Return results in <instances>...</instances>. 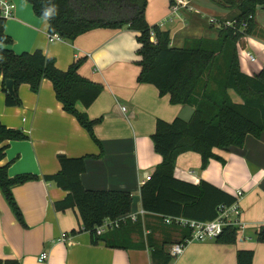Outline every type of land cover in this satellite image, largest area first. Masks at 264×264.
I'll return each mask as SVG.
<instances>
[{
  "label": "crops",
  "instance_id": "obj_1",
  "mask_svg": "<svg viewBox=\"0 0 264 264\" xmlns=\"http://www.w3.org/2000/svg\"><path fill=\"white\" fill-rule=\"evenodd\" d=\"M11 1L15 4L14 14L4 25L13 39L11 49L17 54L42 51L53 58L62 71L83 60L80 74L100 84L102 91L89 107L78 104L80 111L99 120L94 126L97 143L78 119L64 110L50 80H43L38 92H33L29 84H21L18 88L21 104L7 106L1 78L0 120L9 128L23 131L27 139L9 142L0 165L9 164L11 177L33 173L39 178L13 188L25 224L19 222L0 190V259L17 260L20 264H154L151 245L170 241L166 245L168 250L172 244L185 239L182 238L184 230L166 225L163 216L145 210L146 215H139L137 222L128 220L122 225L119 233L124 232V238L121 240L114 239L115 231H106L98 240L88 231L73 234L71 231L81 224L79 213L76 209H55V202L64 199L68 192L45 180V176L60 170L61 155L85 157L86 171L81 175L83 186L90 190L128 191L133 202L127 214L139 213L144 210L141 181L153 175L163 161L152 139L158 119L171 122L180 117L189 120L195 108L174 104L169 95H161L153 84L138 82L140 44L135 30L127 26L97 28L75 40L61 37L50 40L47 19L37 15L28 0ZM147 1L148 23L170 31L172 46L188 47L200 38L217 39L218 33L207 17L193 13L180 16L184 23L181 29L177 23L171 28L163 27L159 22L173 11L170 0ZM202 3L205 10L225 17L229 11L212 0ZM205 10L203 12L209 15ZM261 11L256 14L254 31L244 37L245 45L238 51L241 68L248 75L262 68L251 66L245 50L256 57L258 53L264 61ZM234 18L236 16L218 19ZM206 19L209 26L201 23ZM152 40L156 38L153 36ZM228 92L235 103L243 102L236 91L229 89ZM214 153L217 157L209 159L205 165L199 152L181 153L175 161V176L194 184L206 181L234 196L237 190H242L238 201L241 226L234 227L238 230L237 240L233 244L218 243L216 239L192 241L186 245L184 253L172 257L169 264H237V253L241 249L253 250L254 263L264 264V242L258 240V233L264 226V131L259 136L249 134L241 147L215 149ZM138 225L144 227V237L135 234L134 226ZM63 234H67L64 242L60 240ZM150 234L154 242L151 244L147 241ZM43 252L48 258L40 261Z\"/></svg>",
  "mask_w": 264,
  "mask_h": 264
},
{
  "label": "trees",
  "instance_id": "obj_2",
  "mask_svg": "<svg viewBox=\"0 0 264 264\" xmlns=\"http://www.w3.org/2000/svg\"><path fill=\"white\" fill-rule=\"evenodd\" d=\"M37 15L43 17L48 11L49 32L62 39L75 40L80 35L97 29H121L125 26L137 32L140 44L137 50L141 71L139 83L153 84L161 95H169L174 104L190 105L195 112L189 120L176 117L168 122L158 119L152 134L155 150L163 161L156 167L150 181L141 188L142 207L149 213L160 216H183L196 220H213L219 207L230 206L237 197L206 181L199 184L183 181L175 176V161L178 155L188 151L199 152L204 165L217 157L215 149L231 146L241 147L249 134L259 136L264 131V65L254 75L241 68L239 49L244 47V37L256 26L251 19L245 31L231 28L221 29L217 39L200 38L188 47L171 45V33L158 24L150 25L146 19L147 0H28ZM238 6L236 18L242 20L250 15L256 17L257 7L264 9V0H220ZM175 0H170L173 5ZM5 21L0 16V80L7 106H18L22 100L18 88L29 84L38 92L42 81L52 82L56 97L66 112L75 116L98 143L94 126L99 120L91 119L78 109V104L89 107L102 91L100 84L83 77L79 70L83 60L75 62L67 71L58 69L55 60L42 51L17 54L11 45L12 37L5 31ZM255 25V26H254ZM156 40L153 41L152 37ZM13 80V93L6 86ZM233 89L242 97L235 103L228 90ZM23 131L9 128L0 120V163L6 156L9 142L25 140ZM60 170L45 180L55 183L68 194L55 202L57 211L76 209L81 224L71 233L88 231L98 240L96 228L106 219L115 220L130 212L133 196L122 190H90L81 181L86 171L85 157H59ZM7 165H0V190L20 223L25 224L22 210L15 198L13 188L39 177L33 173L11 177ZM123 227L115 231L114 239L124 238ZM183 230V229H182ZM108 231V233H113ZM238 230L226 228L216 238L218 243L233 244ZM189 236L184 230L183 237ZM111 237V236H110ZM264 242V226L258 233ZM108 243V242H107ZM152 244L154 264H169L172 257L166 245ZM114 245V243H112ZM0 264H20L17 260L0 259ZM237 264H255L254 251L241 249L237 253Z\"/></svg>",
  "mask_w": 264,
  "mask_h": 264
},
{
  "label": "built area",
  "instance_id": "obj_3",
  "mask_svg": "<svg viewBox=\"0 0 264 264\" xmlns=\"http://www.w3.org/2000/svg\"><path fill=\"white\" fill-rule=\"evenodd\" d=\"M187 9L196 14H201L202 16H207L203 11H200L193 3L192 0H175V3L172 5V10L175 14L181 13L182 10ZM15 10V4L11 0H0V16L4 19L12 17ZM208 22L213 26L225 29L231 28L236 32L245 31L251 19H254V15H250L246 19H238L234 18L232 20H219L215 17H207ZM60 36L58 34L49 35L50 40L59 39ZM245 55L247 56L250 62H256L257 57L250 51L245 50ZM151 174L146 176L145 179H142L141 185L146 184L147 181H150ZM237 197V201L230 206H220L218 216L209 221H200L196 219H190L186 217L180 216H163V222L166 225L178 227L181 230H187L189 232V236L185 239L181 240L178 243L172 244L168 252L171 257L176 258L179 255L184 253L185 247L188 243L192 241L204 242L208 240H214L219 235L223 233V231L228 227H240L241 221L239 217V207L238 201L242 195V190H237L234 193ZM146 211L142 210L136 214H125L120 216L119 218L112 220L106 219L102 225L96 228V234L98 236L103 235L106 231H112L114 229H119L123 224H126L128 220L132 222H137L139 220V215L144 217L146 215ZM67 234H63L60 238L62 242L66 241ZM48 258V254L46 252L41 253L39 260L44 261Z\"/></svg>",
  "mask_w": 264,
  "mask_h": 264
},
{
  "label": "rangeland",
  "instance_id": "obj_4",
  "mask_svg": "<svg viewBox=\"0 0 264 264\" xmlns=\"http://www.w3.org/2000/svg\"><path fill=\"white\" fill-rule=\"evenodd\" d=\"M202 1L203 0H194V5L200 10V11H203V10H205L204 9V7H203V3H202ZM214 3H216V4H218V5H220V6H222V7H224V9L225 10H229L228 11V13L226 14V17L224 16V15H219V13H215V12H210V11H208L207 9L205 10L206 12H208V14L209 15H207L206 17H215L216 19H218V18H220V17H222L223 19L224 18H231V17H235V16H237L239 13H240V10H239V8H238V6H230V5H227V4H225V3H223V2H221L220 0H212ZM235 1H237V2H240V1H242V0H235ZM263 7H261V6H259V7H257V14L259 13V11H261V9H262ZM203 9V10H202ZM187 13H193V14H195V15H198L199 17H201L202 15L201 14H196V13H194V12H192V11H189V10H187V9H184V10H182L181 11V14H180V12L178 13V14H175L173 11H169V14L166 16V17H164L163 19H162V21H160L159 23L161 24L162 23V26L163 27H167V28H171L174 24L173 23H177V24H179V29H181L182 28V25L184 24L183 23V21L180 19V16L182 15V17L183 16H185ZM260 14H262V15H260V23H261V25H262V27L264 28V11H261L260 12ZM211 15V16H210ZM254 18H256L255 16H254ZM200 19V18H199ZM202 21V20H201ZM201 23H205V24H207L208 26H209V23L207 22V19L206 20H204V21H202ZM204 24V25H205ZM255 26V25H254ZM256 27V26H255ZM212 28H214V30L216 31V33H218V35H219V33H220V31H221V29L220 28H217V27H215V26H212ZM199 35H201V33H199ZM198 35V36H199ZM251 35V34H250ZM250 35H248V36H250ZM255 51V50H254ZM255 53H257L256 51H255ZM263 59H262V57L261 56H259V54L257 53V61L256 62H253V63H251V66L252 67H254L255 69L256 68H259L260 66V69L263 67ZM259 69V70H260ZM235 97H236V99L238 98L239 99V97L240 98H242L241 96H237L236 94H235ZM160 223H161V221H160ZM163 225V224H162ZM139 226V225H138ZM134 226L135 228H136V231H135V234L136 235H141L142 237H144V235H145V229H144V227H142V226ZM169 228V227H168ZM166 230V229H165ZM166 231H168V230H166ZM148 237H147V241H148V243H154L153 242V238H152V234H150V235H147ZM166 238H168V236H166ZM167 242H170V241H167Z\"/></svg>",
  "mask_w": 264,
  "mask_h": 264
},
{
  "label": "water",
  "instance_id": "obj_5",
  "mask_svg": "<svg viewBox=\"0 0 264 264\" xmlns=\"http://www.w3.org/2000/svg\"><path fill=\"white\" fill-rule=\"evenodd\" d=\"M13 84H14L13 80L6 81V86L10 93H13Z\"/></svg>",
  "mask_w": 264,
  "mask_h": 264
},
{
  "label": "clouds",
  "instance_id": "obj_6",
  "mask_svg": "<svg viewBox=\"0 0 264 264\" xmlns=\"http://www.w3.org/2000/svg\"><path fill=\"white\" fill-rule=\"evenodd\" d=\"M52 16V12L51 11H48L44 14L43 16V19L46 20L48 17H51ZM0 59H2V57H0Z\"/></svg>",
  "mask_w": 264,
  "mask_h": 264
}]
</instances>
